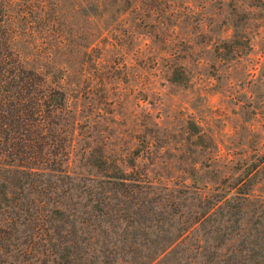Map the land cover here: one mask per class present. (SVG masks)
Listing matches in <instances>:
<instances>
[{"label": "rangeland", "instance_id": "obj_1", "mask_svg": "<svg viewBox=\"0 0 264 264\" xmlns=\"http://www.w3.org/2000/svg\"><path fill=\"white\" fill-rule=\"evenodd\" d=\"M34 1L12 47L66 104L0 264L264 262V0Z\"/></svg>", "mask_w": 264, "mask_h": 264}, {"label": "trees", "instance_id": "obj_2", "mask_svg": "<svg viewBox=\"0 0 264 264\" xmlns=\"http://www.w3.org/2000/svg\"><path fill=\"white\" fill-rule=\"evenodd\" d=\"M32 4L34 0H0V251L13 232L26 225L28 210L37 204L33 192L27 191V180L41 174L37 169H48L47 132L66 104L64 93L28 69L12 47L15 7ZM121 175L116 179L132 185L128 175ZM258 224L263 231L257 245L264 251V207Z\"/></svg>", "mask_w": 264, "mask_h": 264}]
</instances>
